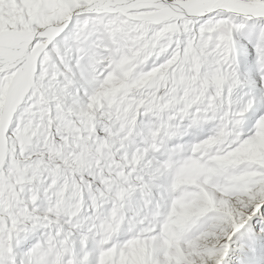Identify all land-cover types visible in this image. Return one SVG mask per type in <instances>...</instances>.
Here are the masks:
<instances>
[{"label":"snow or ice","instance_id":"snow-or-ice-1","mask_svg":"<svg viewBox=\"0 0 264 264\" xmlns=\"http://www.w3.org/2000/svg\"><path fill=\"white\" fill-rule=\"evenodd\" d=\"M0 264H264V0H0Z\"/></svg>","mask_w":264,"mask_h":264}]
</instances>
